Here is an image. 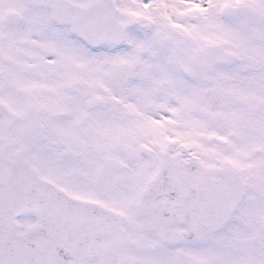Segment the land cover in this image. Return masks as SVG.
I'll use <instances>...</instances> for the list:
<instances>
[{
	"label": "snow or ice",
	"instance_id": "6c2138e0",
	"mask_svg": "<svg viewBox=\"0 0 264 264\" xmlns=\"http://www.w3.org/2000/svg\"><path fill=\"white\" fill-rule=\"evenodd\" d=\"M0 264H264V0H0Z\"/></svg>",
	"mask_w": 264,
	"mask_h": 264
}]
</instances>
